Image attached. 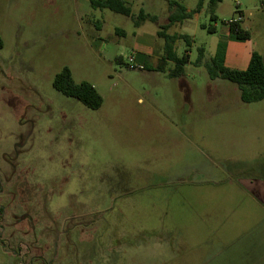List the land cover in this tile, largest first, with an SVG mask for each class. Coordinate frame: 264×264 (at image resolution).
<instances>
[{"label": "rangeland", "instance_id": "374dc122", "mask_svg": "<svg viewBox=\"0 0 264 264\" xmlns=\"http://www.w3.org/2000/svg\"><path fill=\"white\" fill-rule=\"evenodd\" d=\"M169 1L136 27L91 0H0V264H264V208L245 187L264 176V100L195 64L240 19L264 56V0H221L216 21L204 0L170 27L193 39L176 42L179 78L158 36ZM142 34L163 71L134 69ZM65 67L100 109L55 90Z\"/></svg>", "mask_w": 264, "mask_h": 264}, {"label": "trees", "instance_id": "16d2710c", "mask_svg": "<svg viewBox=\"0 0 264 264\" xmlns=\"http://www.w3.org/2000/svg\"><path fill=\"white\" fill-rule=\"evenodd\" d=\"M221 0H210L211 20L216 21L215 8ZM204 4V0H199L197 8L191 12L177 1H169L168 22L160 25L158 36L163 38L164 43V60L175 64V68L169 72L172 78L184 76L185 67L189 63V55L178 56L175 45L177 41L184 40L188 47L192 46L193 39L186 34L169 35L168 29L176 24H183L186 20L198 13ZM91 6L94 9L110 10L116 14L132 18L135 26L139 27L147 21L157 22L158 18L150 16L141 10L137 17L132 13V9L124 0H91ZM204 30L209 33H216V27L202 25ZM230 34L237 40L246 41L251 39L250 32L243 28L242 20H232L228 23ZM227 44L220 42L217 50L211 59H206L205 48L198 49L196 65L204 66L211 79H224L236 84L241 92V100L244 103H256L264 100V57L258 52H253L250 64L245 71L235 70L225 65ZM118 58L117 61H120ZM163 71V68L156 69ZM53 87L59 93L66 97L74 98L84 106L97 110L103 105V98L96 88L88 83H77L73 79L70 68L65 67L56 75L53 81Z\"/></svg>", "mask_w": 264, "mask_h": 264}, {"label": "crops", "instance_id": "0c3cea01", "mask_svg": "<svg viewBox=\"0 0 264 264\" xmlns=\"http://www.w3.org/2000/svg\"><path fill=\"white\" fill-rule=\"evenodd\" d=\"M124 1L127 3L128 6L131 2L138 3L143 6V8L140 9V11L143 10L146 14L155 15L156 17L157 15L155 14V7L158 6L159 4L164 3V1L167 0H124ZM170 1H176V0H170ZM187 11L191 12V10L189 9H187ZM165 18L166 19L164 20L165 21L164 24L168 22V16H165ZM135 39L136 40L133 46V50L135 52V59L142 64L141 66L144 65L143 70H145L148 67H150V69L152 68L157 69V67L151 65L153 64L152 62L155 59L154 55L157 47L156 38L154 36L142 34V35H136ZM253 52L255 51L253 50L250 40L240 41L235 39L231 35V37H229V40L227 42L225 65L231 69L245 71L250 64ZM118 62L121 63L122 59ZM148 63H150V65ZM245 187L248 188L254 194L253 195L254 198L258 199V201L263 205L264 208V176H263V180L251 179L249 181H245Z\"/></svg>", "mask_w": 264, "mask_h": 264}, {"label": "built area", "instance_id": "2783aa9c", "mask_svg": "<svg viewBox=\"0 0 264 264\" xmlns=\"http://www.w3.org/2000/svg\"><path fill=\"white\" fill-rule=\"evenodd\" d=\"M236 21H238V20H236ZM134 61H135V59L132 57V58L130 59V63H134ZM134 69H137V70H143L144 68H143V66H136V67H134Z\"/></svg>", "mask_w": 264, "mask_h": 264}]
</instances>
